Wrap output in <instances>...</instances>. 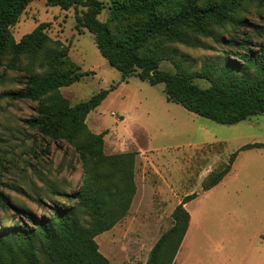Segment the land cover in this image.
Masks as SVG:
<instances>
[{
    "label": "rangeland",
    "instance_id": "obj_1",
    "mask_svg": "<svg viewBox=\"0 0 264 264\" xmlns=\"http://www.w3.org/2000/svg\"><path fill=\"white\" fill-rule=\"evenodd\" d=\"M77 12L31 0L10 30L19 42L44 24L50 38L68 47L70 59L85 74L60 90L70 105L116 86L87 116L86 124L92 133L104 134L107 155L137 153V191L127 216L96 238L100 252L111 264L145 263L161 235L174 225L175 207L196 193L197 198L184 205L193 235L185 241L178 263L187 257L185 264H226L235 259L264 264V148L241 150L264 144V115L234 125L218 124L168 101L164 84L151 86L136 73L123 79L101 55L94 35L78 29ZM107 16L106 6L99 19L105 22ZM240 16L264 26V6L249 4ZM214 30L226 43L191 34L192 46L158 39L144 49L161 55V69L177 71L178 63L180 69L198 72L205 62L221 66L233 49L227 45L233 37L262 41L249 26L236 28L227 22ZM20 81L19 73L0 68V195L14 207L49 215L54 204L71 203L65 195L78 191L85 175L72 146L55 143L31 128L37 103L6 96L23 88ZM196 82L208 85L204 80ZM235 152L231 172L205 190L211 175ZM14 215L15 210L0 206L2 225L17 222Z\"/></svg>",
    "mask_w": 264,
    "mask_h": 264
},
{
    "label": "trees",
    "instance_id": "obj_2",
    "mask_svg": "<svg viewBox=\"0 0 264 264\" xmlns=\"http://www.w3.org/2000/svg\"><path fill=\"white\" fill-rule=\"evenodd\" d=\"M31 0H0V68L20 74L23 88L8 92L14 100L37 103V115L29 125L42 137L65 142L79 156L85 179L82 187L65 197L70 204H54L50 214L12 206L0 195V206L15 210L13 225L0 223V264H111L96 238L127 216L137 191L135 152L107 155L104 134L92 133L87 116L98 108L116 86L102 89L75 105L61 89L85 75L69 57L68 47L53 40L40 24L19 42L10 27L15 25ZM62 10L74 8L78 29L94 35L101 55L125 79L137 74L151 86L164 84L167 100L218 124L234 125L264 115V26L241 17L247 5L264 6V0H45ZM108 8L105 22L99 19ZM231 22L236 28L249 26L262 41L233 37L232 51L221 66L205 62L191 72L161 69V55L147 52L149 41L163 39L192 46L191 34L226 43L214 27ZM240 50V51H237ZM10 56L6 64L4 58ZM26 60L25 64L22 61ZM204 80L207 86L196 80ZM264 148L249 144L241 150ZM238 152L214 172L205 190L218 185L232 170ZM185 196L172 214L174 225L154 245L149 259L141 264H173L189 228L185 204L197 198Z\"/></svg>",
    "mask_w": 264,
    "mask_h": 264
},
{
    "label": "crops",
    "instance_id": "obj_3",
    "mask_svg": "<svg viewBox=\"0 0 264 264\" xmlns=\"http://www.w3.org/2000/svg\"><path fill=\"white\" fill-rule=\"evenodd\" d=\"M192 235H193V233H192V229H191V226H189V229H188V231H187V233H186V235H185V238H184V240H183V243H182V245H181V247H180V249H179V251H178V253H177V256H176L175 261H174L173 264H179L178 262L181 261L180 257H181V255H182V250H183V247H184V243H185V241H188L189 238L192 237ZM187 256H188V254H187ZM186 259H187V257L184 258V261H183L184 263H182V264H185ZM209 264H211V263H209ZM212 264H218V263H212ZM221 264H225V262H223V263H221ZM226 264H247V263H243L241 260H236V259H235V260L232 261V262H228V263L226 262Z\"/></svg>",
    "mask_w": 264,
    "mask_h": 264
}]
</instances>
